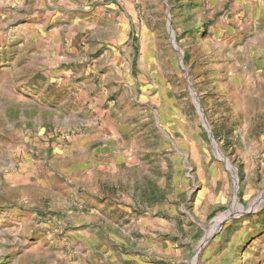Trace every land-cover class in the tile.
Instances as JSON below:
<instances>
[{"label": "rangeland", "instance_id": "obj_1", "mask_svg": "<svg viewBox=\"0 0 264 264\" xmlns=\"http://www.w3.org/2000/svg\"><path fill=\"white\" fill-rule=\"evenodd\" d=\"M102 1L69 91L0 75V264H264V0Z\"/></svg>", "mask_w": 264, "mask_h": 264}, {"label": "crops", "instance_id": "obj_2", "mask_svg": "<svg viewBox=\"0 0 264 264\" xmlns=\"http://www.w3.org/2000/svg\"><path fill=\"white\" fill-rule=\"evenodd\" d=\"M104 4L102 0H0V75L13 71L22 75L19 72L24 70L31 78H47V83L56 78L61 84L56 91H69V74L83 59L88 48L85 41L93 35L91 28L98 27L106 11H115ZM83 70L82 65L78 71ZM78 92L85 93V88L79 87ZM77 108L65 110L61 119L53 113L51 122L69 125L77 117ZM0 115L7 127L9 119L4 108ZM92 140L85 138L81 146L71 143L63 157H74ZM9 156V146L2 147L1 166Z\"/></svg>", "mask_w": 264, "mask_h": 264}, {"label": "bare ground", "instance_id": "obj_3", "mask_svg": "<svg viewBox=\"0 0 264 264\" xmlns=\"http://www.w3.org/2000/svg\"><path fill=\"white\" fill-rule=\"evenodd\" d=\"M216 152H217V155L220 157V158H222L223 159V157H222V155L220 154V152L217 150V148H216ZM224 160V159H223ZM226 164H227V167L228 168H230L231 170H232V168H231V166L226 162ZM230 170V171H231ZM237 201H236V199L234 198L233 199V206L236 208V206H237V203H236ZM229 214V212H227V215ZM222 219H223V215H219V216H216L212 221H211V224H210V228H209V230H207L206 231V235H205V237L203 238V240H202V243L211 235V233H212V231L214 230V229H217L219 226H220V224H221V222H222Z\"/></svg>", "mask_w": 264, "mask_h": 264}, {"label": "water", "instance_id": "obj_4", "mask_svg": "<svg viewBox=\"0 0 264 264\" xmlns=\"http://www.w3.org/2000/svg\"><path fill=\"white\" fill-rule=\"evenodd\" d=\"M232 216H233V215L230 214V215L226 216L223 220H225L226 218H230V217H232Z\"/></svg>", "mask_w": 264, "mask_h": 264}]
</instances>
